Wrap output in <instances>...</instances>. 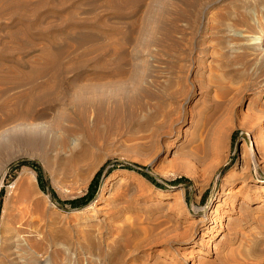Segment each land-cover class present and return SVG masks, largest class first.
<instances>
[{
	"label": "rangeland",
	"instance_id": "rangeland-1",
	"mask_svg": "<svg viewBox=\"0 0 264 264\" xmlns=\"http://www.w3.org/2000/svg\"><path fill=\"white\" fill-rule=\"evenodd\" d=\"M251 14L264 0H0V264H264Z\"/></svg>",
	"mask_w": 264,
	"mask_h": 264
},
{
	"label": "bare ground",
	"instance_id": "bare-ground-1",
	"mask_svg": "<svg viewBox=\"0 0 264 264\" xmlns=\"http://www.w3.org/2000/svg\"><path fill=\"white\" fill-rule=\"evenodd\" d=\"M250 18V26L249 30L241 37L243 39L242 46L244 49L251 50L254 53L261 54L260 50L264 48V14L263 15H255L251 14ZM253 54V53H251ZM33 128V127H32ZM31 128V130H32ZM4 135L0 136V138L4 137ZM257 147V146H256ZM66 147L63 148V151ZM216 150V149H215ZM258 151V149H256ZM61 151V152H63ZM255 151V150H254ZM253 151V152H254ZM211 152V151H210ZM248 153V152H247ZM63 158L65 157L64 161L66 165L76 168L77 170H80L81 165L83 163V153L81 151L75 150L74 147H67L66 153H62ZM251 153H248V155ZM255 154V153H254ZM245 155V154H244ZM247 155V154H246ZM245 157V156H244ZM250 157V155H249ZM60 158V157H59ZM242 158V157H241ZM249 159V158H248ZM60 160V159H59ZM61 161V160H60ZM247 161V160H246ZM250 159L248 160V162ZM64 163V164H65ZM250 163V162H249ZM250 167V166H249ZM32 175V174H31ZM34 179V178H33ZM31 177L26 176L24 177V182L29 186L28 188L33 192V180ZM28 192V191H27ZM28 206V205H27ZM28 208L25 205V208L22 209L24 212H28ZM13 254V253H12ZM11 258V257H10ZM14 261V264L17 260L16 257L13 256L11 259ZM11 261V262H12ZM21 261V260H20ZM19 261V262H20ZM13 264V263H12Z\"/></svg>",
	"mask_w": 264,
	"mask_h": 264
},
{
	"label": "trees",
	"instance_id": "trees-1",
	"mask_svg": "<svg viewBox=\"0 0 264 264\" xmlns=\"http://www.w3.org/2000/svg\"><path fill=\"white\" fill-rule=\"evenodd\" d=\"M23 165H28V166H30V167H32V168H37V165H36L35 163H33V162H30V161H26V162H24ZM99 173H100V172H98V173L96 174V177L99 175Z\"/></svg>",
	"mask_w": 264,
	"mask_h": 264
}]
</instances>
